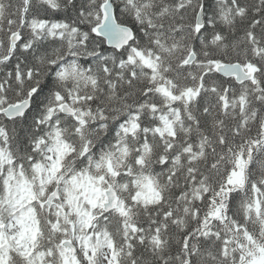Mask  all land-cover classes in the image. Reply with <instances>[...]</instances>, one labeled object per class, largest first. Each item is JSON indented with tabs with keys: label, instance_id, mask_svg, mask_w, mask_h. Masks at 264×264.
Segmentation results:
<instances>
[{
	"label": "snow or ice",
	"instance_id": "1",
	"mask_svg": "<svg viewBox=\"0 0 264 264\" xmlns=\"http://www.w3.org/2000/svg\"><path fill=\"white\" fill-rule=\"evenodd\" d=\"M0 264H264V0H0Z\"/></svg>",
	"mask_w": 264,
	"mask_h": 264
}]
</instances>
